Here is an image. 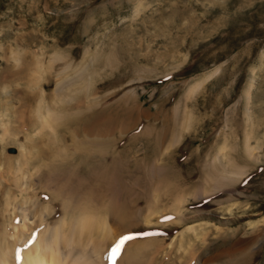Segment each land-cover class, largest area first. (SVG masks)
<instances>
[{
    "label": "rangeland",
    "instance_id": "rangeland-1",
    "mask_svg": "<svg viewBox=\"0 0 264 264\" xmlns=\"http://www.w3.org/2000/svg\"><path fill=\"white\" fill-rule=\"evenodd\" d=\"M71 196L106 257L264 264V0H0V246Z\"/></svg>",
    "mask_w": 264,
    "mask_h": 264
},
{
    "label": "bare ground",
    "instance_id": "bare-ground-1",
    "mask_svg": "<svg viewBox=\"0 0 264 264\" xmlns=\"http://www.w3.org/2000/svg\"><path fill=\"white\" fill-rule=\"evenodd\" d=\"M52 195L54 199L60 198L59 194ZM73 197L59 199L62 201L61 208L65 212L63 218L56 226L51 227L48 224L41 227L29 246L27 240L30 237H20L11 246L2 243L0 264H138L137 261L142 259V252L146 246L136 240L131 242L126 240L122 248L116 251L115 259H113V251L116 248L110 249L108 251L110 254L106 257L104 250L107 244L111 238H113L112 242L117 239L113 235L115 231L109 218L106 216L103 222L92 221L85 216L89 208L84 211L81 210L80 204L72 205L75 202ZM111 205L110 212H112L109 215H113L114 219L127 227L131 221H128L126 211L115 202ZM46 219L43 218V221ZM25 220L30 219L26 216ZM30 227L29 229L32 228ZM24 243L25 249L21 248L18 260H15L16 245H24Z\"/></svg>",
    "mask_w": 264,
    "mask_h": 264
},
{
    "label": "snow or ice",
    "instance_id": "snow-or-ice-1",
    "mask_svg": "<svg viewBox=\"0 0 264 264\" xmlns=\"http://www.w3.org/2000/svg\"><path fill=\"white\" fill-rule=\"evenodd\" d=\"M129 239H132V237L131 236L122 237L121 243H123L124 241L129 240ZM119 247H120V245L118 244L116 249L113 251V259H115V253L119 249Z\"/></svg>",
    "mask_w": 264,
    "mask_h": 264
}]
</instances>
